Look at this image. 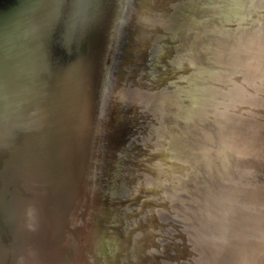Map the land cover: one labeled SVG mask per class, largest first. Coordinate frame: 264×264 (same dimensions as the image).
<instances>
[{"label": "water", "instance_id": "95a60500", "mask_svg": "<svg viewBox=\"0 0 264 264\" xmlns=\"http://www.w3.org/2000/svg\"><path fill=\"white\" fill-rule=\"evenodd\" d=\"M0 264H264V0H0Z\"/></svg>", "mask_w": 264, "mask_h": 264}]
</instances>
